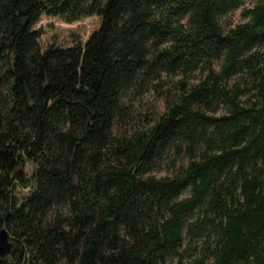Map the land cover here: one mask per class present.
Instances as JSON below:
<instances>
[{"label": "trees", "instance_id": "obj_1", "mask_svg": "<svg viewBox=\"0 0 264 264\" xmlns=\"http://www.w3.org/2000/svg\"><path fill=\"white\" fill-rule=\"evenodd\" d=\"M244 1L0 0V264H182L185 239L189 264H264V0L220 23ZM42 16L99 26L41 51ZM161 74L163 112L114 135L121 93Z\"/></svg>", "mask_w": 264, "mask_h": 264}, {"label": "rangeland", "instance_id": "obj_2", "mask_svg": "<svg viewBox=\"0 0 264 264\" xmlns=\"http://www.w3.org/2000/svg\"><path fill=\"white\" fill-rule=\"evenodd\" d=\"M250 4L251 2L246 0L242 7L220 18L222 28L243 23L245 19L241 11L244 8H248ZM98 26L99 20L96 17H88L71 24H66L58 17L42 16L33 26V30L39 35L38 43L40 50L45 51L47 48H65L75 43L83 44ZM213 68H217L216 64L213 65ZM178 79V76L166 77L161 74L158 78H150L142 84L133 85L121 93L119 101L121 112L113 124V134L128 137L135 130L145 128L151 118L163 112L167 94L171 92L173 84ZM194 82L195 78L193 77L190 79V83ZM180 164L181 159L174 158L172 152H168L155 161L149 172V176L162 178L171 174L172 168ZM18 170H20L22 182L25 181L28 185L30 183L31 166L28 163H24L23 167ZM29 192L30 187L21 188L18 184H14L11 189V195L17 201L27 199L30 195ZM182 196H185V193ZM7 242L10 244L8 238ZM194 245L198 244L189 243L187 239L183 241L182 250L185 251V254L182 264H189L192 257L195 256V252H198L199 248L196 251L193 250L196 247Z\"/></svg>", "mask_w": 264, "mask_h": 264}, {"label": "water", "instance_id": "obj_3", "mask_svg": "<svg viewBox=\"0 0 264 264\" xmlns=\"http://www.w3.org/2000/svg\"><path fill=\"white\" fill-rule=\"evenodd\" d=\"M16 173L20 181H22L20 170H18ZM9 247L10 245L7 242V233L5 232V230L1 229L0 230V256H3L9 250Z\"/></svg>", "mask_w": 264, "mask_h": 264}]
</instances>
